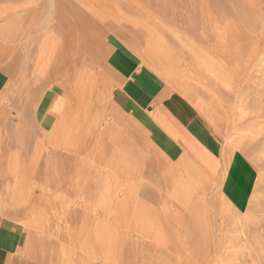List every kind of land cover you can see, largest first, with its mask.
I'll return each instance as SVG.
<instances>
[{"label":"rangeland","instance_id":"1","mask_svg":"<svg viewBox=\"0 0 264 264\" xmlns=\"http://www.w3.org/2000/svg\"><path fill=\"white\" fill-rule=\"evenodd\" d=\"M56 1L0 0V18L29 14L20 29L0 30V264H159L158 252L167 264H264V107L239 111L236 95L249 74L234 34L250 1L63 0L53 39L65 45L40 61ZM75 12L92 28L81 32ZM51 89L62 99L46 100ZM159 102L184 105L197 137L226 163V192L220 174L195 161L153 172L152 160L171 156L156 147L150 117ZM54 121L72 137L66 151L54 147ZM128 153L143 158L131 176L114 168ZM171 170L185 173L183 204L170 182L155 181ZM142 211L148 219L135 229ZM127 213L137 218L124 225ZM142 228L167 247L154 251V232L143 244Z\"/></svg>","mask_w":264,"mask_h":264},{"label":"bare ground","instance_id":"2","mask_svg":"<svg viewBox=\"0 0 264 264\" xmlns=\"http://www.w3.org/2000/svg\"><path fill=\"white\" fill-rule=\"evenodd\" d=\"M69 4L72 5V2L70 0H67ZM70 1V2H69ZM249 8L247 10V13L245 14V12H243V9L242 8H239V17H240V20H239V25L236 29V33L234 34V41H235V46H236V59L237 61H239V63H244L246 64V70L248 71V74H249V78H248V81H240L239 84H238V87H237V97H238V102H239V111L243 110V112L245 110H247L248 108H261V106L264 107V101H260L261 100H264V65H260V61L262 59V56L264 54V25L262 23V33H260L259 35L260 36H257L256 35V32L254 31L255 29V24L258 22L259 24V20L260 21H263L264 22V0H249ZM56 7L57 5H61L60 7L57 8L56 10V14L58 15L57 19H56V24L53 26L51 25L50 27H45V29L43 30L44 33V37H42L43 41L40 42L39 44V47H40V52L41 54L39 55V60L40 61H46L48 59H50L52 56H51V52L52 50L54 49L55 46L57 45H65L64 43H60V41H57L55 38L53 39V36H54V33H57V32H60L59 30V23H62L63 22V10H62V5L64 4L63 0H57L56 1ZM84 3V1H83ZM86 3V2H85ZM29 3H27L26 1L24 2L23 6H26L28 5ZM89 7H90V4L88 3ZM19 6V5H18ZM17 6V7H18ZM94 7V6H93ZM97 7V6H96ZM72 10H73V7L71 6ZM96 9L95 12H94V8L92 9V12L93 14L97 15L96 13L98 12H101L102 10H98ZM71 11V10H70ZM4 12V11H3ZM80 12V11H79ZM79 12H75V18L79 21V23L77 24L78 26H80V30L82 32V30H88V29H91L92 28V22H91V19H87V17L85 16V18H83V20L81 19L80 20V17H79ZM255 12H257V14L260 12V16L258 15L256 17L255 15ZM82 14V13H81ZM99 14V13H98ZM105 15V12H101L100 13V17H103ZM245 15V16H243ZM16 16V17H15ZM29 16L27 10L26 12L22 15V16H17V15H11L10 13L9 14H6L5 16L3 15V17H1L0 19L2 21H4L5 24H2L0 25V30H3V31H12L10 30L11 27L15 28V26L17 25L16 22H19L21 20H24L27 19L26 17ZM83 17V16H82ZM254 17L257 18V21L254 20ZM261 17V18H260ZM103 20V19H102ZM238 21V20H237ZM80 22L82 23L80 25ZM17 25V28H19L21 25H22V22ZM54 24V23H53ZM257 24V25H258ZM22 27V26H21ZM20 27V28H21ZM223 27V25H222ZM16 28V29H17ZM19 28V29H20ZM257 28V26H256ZM18 29V30H19ZM258 29V28H257ZM15 31V30H13ZM17 31V30H16ZM8 33V32H7ZM11 33V32H10ZM17 33V32H16ZM6 34V33H5ZM19 34V32H18ZM17 34V35H18ZM10 36V35H9ZM58 36V35H57ZM3 38V37H2ZM16 38V37H15ZM17 39V38H16ZM261 39V40H260ZM6 40V39H5ZM19 40V39H18ZM7 41L5 42V48H8V46L10 47V45H16L19 44L18 42L19 41ZM15 47V46H14ZM12 47V48H14ZM226 56V55H225ZM264 63V62H263ZM221 66H227V65H221ZM242 67V66H241ZM227 69V67H226ZM245 69V68H244ZM232 72V71H231ZM223 73L225 74L226 73V70H225V67L223 68ZM222 73V74H223ZM43 72H39V75L42 76ZM226 75V74H225ZM235 76V75H233ZM220 77V76H219ZM221 78V77H220ZM42 79V78H40ZM234 79V77H233ZM242 79V77H241ZM223 81V80H222ZM232 82V81H231ZM226 83V82H224ZM233 83V82H232ZM230 84V83H229ZM235 87V86H234ZM227 91V90H226ZM57 100V99H56ZM59 100H57L58 102ZM161 102V101H160ZM252 102V104H251ZM222 103V102H221ZM226 103V102H224ZM230 106V105H229ZM230 108V107H229ZM258 110V109H257ZM221 115V114H220ZM227 116V115H226ZM49 120L52 121V117H48ZM223 118V117H222ZM226 120H227V117H226ZM229 122V121H228ZM254 122V121H253ZM264 122V120H263ZM55 125L54 128L52 126V132H51V136L52 134H54V141H53L58 147H59V142H61L62 139H64L65 135L68 134L67 131H64V126L62 125H59V122H55ZM259 124V123H258ZM261 130V129H260ZM64 131V133H62ZM263 131V130H262ZM233 132L237 133L235 130H233ZM50 133V132H49ZM29 134V133H28ZM62 134V135H61ZM238 134V133H237ZM61 135V136H59ZM228 135V134H227ZM244 135V133H243ZM251 134H249L250 136ZM254 134H252L253 136ZM251 136V137H252ZM69 135L66 136V138L64 139L65 140V151L66 149L68 150L69 148V145L67 144L69 141H73L72 140V137L70 138L69 140ZM244 137V136H243ZM247 137V136H246ZM255 137V136H254ZM259 138V137H258ZM53 139V138H51ZM138 139V138H137ZM143 139V138H142ZM228 141V140H227ZM247 141V140H246ZM67 144V145H66ZM224 144V143H223ZM56 145L54 147H56ZM147 146V145H146ZM171 146V145H170ZM57 147V148H58ZM172 147V146H171ZM168 146V148H171ZM224 147V146H223ZM5 148V147H4ZM146 148V147H145ZM172 149V148H171ZM232 149V148H231ZM2 150V149H1ZM170 150V149H169ZM257 150V149H256ZM4 151V150H2ZM244 151V150H243ZM252 151V150H251ZM258 151V150H257ZM262 151V150H261ZM260 154V153H258ZM70 155V154H69ZM233 156V155H232ZM257 156V155H255ZM115 157V156H114ZM135 157L130 155L128 153V155H124V158L121 157L120 158V161L118 160L114 166L115 170L118 172V173H121V174H125L127 176H131L133 174H135L138 170V167H135V166H131V163L134 162V161H138L140 158L139 157ZM150 158V157H149ZM167 158V157H166ZM258 158V157H257ZM248 159V158H247ZM251 159V158H250ZM256 160V159H255ZM153 162V163H152ZM165 162V161H163ZM57 163V161H56ZM151 164L154 165L156 164V166H159V164L161 165V160H157V161H151ZM253 164V163H252ZM42 166V164H40ZM141 165V164H140ZM225 165L226 163L224 161H222V170H221V181H222V188H223V184H225V182L227 183L228 185V171L226 172L225 171ZM254 165V164H253ZM143 166V165H142ZM256 166V165H254ZM257 167V166H256ZM258 168V167H257ZM46 169V168H45ZM235 169V168H233ZM39 170V168H38ZM140 170V169H139ZM144 170V168H143ZM238 170V169H237ZM259 170V169H258ZM46 171V170H45ZM51 171L50 169H48L47 171V174H49ZM142 172V170H141ZM40 173V172H39ZM260 174V172H259ZM263 174V173H261ZM40 175V174H39ZM264 175V174H263ZM71 176V175H70ZM141 176V175H140ZM261 176V175H260ZM262 177V176H261ZM260 178V177H258ZM58 179V178H57ZM237 177L235 178V181L234 183L230 186H234L235 187H238L239 186V181L236 180ZM225 181V182H224ZM262 181V180H261ZM45 183V182H44ZM57 183V182H56ZM241 183V181H240ZM261 183V182H260ZM226 185V184H225ZM226 185V186H227ZM260 189V188H259ZM68 190V189H67ZM222 192H226V188L222 190ZM229 194L231 195H234L233 192H228ZM262 193V192H261ZM224 195V194H223ZM260 195V194H259ZM62 197V196H61ZM264 199V198H263ZM252 200V199H251ZM229 200H227L226 202H228ZM62 202V201H61ZM44 203V202H42ZM43 205V204H42ZM227 206H230V205H227ZM232 209V208H231ZM133 216H130L128 213L127 215H124L123 216V221H124V225L127 224L128 220L130 217H134L135 214H132ZM148 214L146 212H140V215H139V220H138V223L142 222V224L144 225L148 219ZM137 218V217H136ZM241 226V225H240ZM142 234H147L148 236H151V233L153 231H151L150 229L148 228H142V230L140 231ZM175 234V233H174ZM107 237V236H106ZM131 237V236H130ZM175 239V238H174ZM102 242H104L103 244L106 245L108 244V239H104ZM158 243L160 244V246L162 247H165V242H164V239L163 237L159 236L158 238ZM2 244V243H1ZM1 246V245H0ZM112 247V246H111ZM107 248H109L107 246ZM177 249V248H176ZM115 252V249H113L111 251L112 254H109L110 255V261H115V256L116 254H114ZM126 252V251H125ZM126 254V253H124ZM122 255V253H121ZM120 255V256H121ZM123 256V255H122ZM120 259V258H119ZM125 259V258H124ZM147 264H151L152 261L151 259H145ZM128 261L129 263V260H125L124 263H126ZM168 262V258L167 257H162L161 258V261L159 264H167ZM122 263V264H124ZM135 263V262H134ZM132 264V263H131Z\"/></svg>","mask_w":264,"mask_h":264},{"label":"crops","instance_id":"3","mask_svg":"<svg viewBox=\"0 0 264 264\" xmlns=\"http://www.w3.org/2000/svg\"><path fill=\"white\" fill-rule=\"evenodd\" d=\"M121 63H123V67H124V65L126 66V64H127V62L124 63L123 61H121ZM118 69H120V68H118ZM122 74H124V73L121 70L120 75L122 76ZM44 84H47V82L46 83L41 82V85L44 86ZM47 94H49V95L47 96V98L45 97L46 100L47 99L52 100V102H53L54 99H62L60 93L53 92L52 89ZM41 99L45 100L43 98H41ZM181 107H184V105L181 106L177 103L162 102V103L158 104L155 107V109L153 110V113H152V116L150 117V119H151V121H153L152 122L153 125L155 127H157L158 134L162 138V140L158 141V145L156 147L159 148V150L163 149L165 154L167 153V155H171L168 157L166 156L167 158L166 157L163 158V160L161 161V165L159 164V166H158L159 167L158 169H157V166H155L156 164H154L153 165V167H154L153 172H155V171L160 172V170H163L164 164L165 165L173 164L174 166L184 164V165L190 166L192 164V162L195 161L197 163V165H199L201 168H203L209 175L216 176V174H220V177H221L222 160L219 159L217 162L215 160V157L213 156V153H212L213 151L211 149H209V147L206 146L197 137L196 132L193 130L194 129L193 126L195 127V125L186 119V117L190 116V114H187V112H186L187 110H181L180 109ZM47 116H51V114H47ZM185 120L187 122H189L190 125H187ZM62 133H64V131ZM61 135H59V136H61ZM166 138H167V140H166ZM61 142H63V139L61 140ZM61 142H59V147L63 146V150L65 151V147H64L63 143H61ZM152 144L155 145V142H153ZM167 144H169V145L171 144L172 149L168 148ZM57 147L58 146L56 145L55 148H57ZM140 159H143V158H140ZM164 159L166 160L165 162H163ZM60 160H63V158L61 157L59 159V161ZM56 161H57V159H56ZM172 161H173V163H172ZM57 163L59 164L58 161H57ZM136 164H138V163H136ZM155 169H157V170H155ZM164 174L165 175L162 176L163 178L157 177L158 179H155L157 185L159 187L162 186L161 182L164 180H167L168 182H170L171 192H176L177 197L180 198V201L183 204V200L181 197H182V194L184 192H181L182 190L180 189V186H181V183L184 181L185 176L183 174H185V173L184 172L175 173V170H171V171H168L167 173L165 172ZM174 174H177V176ZM174 181H175V183H174ZM56 182L58 184L59 177H58ZM222 190H223V188H222ZM192 204H194V202ZM133 214H135V213H133ZM134 217H136V216H134ZM134 217H130L129 219H132ZM122 222L124 224L123 220H122ZM137 224H138V222L134 224V225H136L135 229H137ZM136 233L138 234V236L144 237L143 240L141 241L143 244L148 240V238L151 237V236H148L147 234H142L140 232V230H137ZM159 236L163 237L158 231L153 233L152 243H154L153 245H155L154 251H156V252L164 250L167 247L166 244H165V247L160 246V244L158 243ZM163 239H164V237H163ZM158 254H159V260H158L159 262L158 263H160L161 258L164 256L160 255L159 252H158ZM148 259H151V258H148ZM140 260H143L142 256H140ZM136 261H138V259H136ZM151 261H154V260L151 259Z\"/></svg>","mask_w":264,"mask_h":264}]
</instances>
